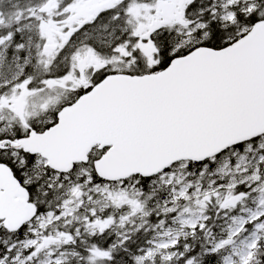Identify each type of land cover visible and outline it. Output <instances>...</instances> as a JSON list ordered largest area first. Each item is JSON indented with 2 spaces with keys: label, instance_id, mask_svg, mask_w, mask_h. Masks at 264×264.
<instances>
[{
  "label": "snow or ice",
  "instance_id": "1",
  "mask_svg": "<svg viewBox=\"0 0 264 264\" xmlns=\"http://www.w3.org/2000/svg\"><path fill=\"white\" fill-rule=\"evenodd\" d=\"M0 264H264V0H0Z\"/></svg>",
  "mask_w": 264,
  "mask_h": 264
}]
</instances>
